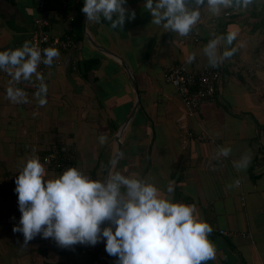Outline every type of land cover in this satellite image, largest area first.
<instances>
[{"label": "crops", "instance_id": "crops-1", "mask_svg": "<svg viewBox=\"0 0 264 264\" xmlns=\"http://www.w3.org/2000/svg\"><path fill=\"white\" fill-rule=\"evenodd\" d=\"M83 3L55 0L49 8L39 0H0V50L22 46L38 28L62 43L50 46L59 50V63L40 65L48 86L44 107L33 95L35 78L16 85L30 103H12L11 78L0 71V264H117L104 239L64 248L37 235L21 247L23 234L12 230L21 216L15 178L29 157L42 162L52 146L73 148L71 166L93 179L119 172L153 181L161 195L172 182V198L194 204L213 228L216 257L205 264H264V0L219 17L205 4L187 37L152 24L144 0H127L135 18L126 16L122 29L103 17L86 23ZM42 9L48 23L40 27ZM229 31L238 32L236 40L218 50L236 51L219 65L214 97L188 113L163 73L189 53L193 63L208 64L203 47ZM221 147H230V155L217 158ZM245 154L250 162L237 170L234 161ZM44 166L47 178L62 172Z\"/></svg>", "mask_w": 264, "mask_h": 264}, {"label": "clouds", "instance_id": "clouds-1", "mask_svg": "<svg viewBox=\"0 0 264 264\" xmlns=\"http://www.w3.org/2000/svg\"><path fill=\"white\" fill-rule=\"evenodd\" d=\"M127 0H84L82 12L86 23L109 22L112 29H122L126 16L135 13L124 5ZM253 0H144L151 14V23L166 31L187 37L202 18L201 8L219 17L224 9L247 10ZM115 16V18H113ZM237 31L215 36L203 47L209 66L218 67L231 58L235 48L222 52L218 45H231ZM60 52L55 47L41 49L38 43L24 41L22 46L0 50V71L11 79L6 97L14 104L30 103L27 93L17 87L22 81H35L34 98L40 107L47 105L48 86L40 65L51 67ZM189 53L187 63L195 60ZM35 115V114H34ZM105 135L98 137L104 145ZM230 147H221L216 157H227ZM250 156L234 161L237 170L245 169ZM44 164L36 155L29 157L15 178V192L21 213L19 225L24 242L37 235L54 239L64 248L76 244L95 246L105 240V251L117 257V264H205L216 257V248L209 236L212 226L204 221L194 204L172 198L174 187L169 182L166 194L153 181L109 172L103 179H93L76 167H67L59 175L47 178ZM239 185V180L235 181ZM102 225H105L102 227Z\"/></svg>", "mask_w": 264, "mask_h": 264}, {"label": "built area", "instance_id": "built-area-1", "mask_svg": "<svg viewBox=\"0 0 264 264\" xmlns=\"http://www.w3.org/2000/svg\"><path fill=\"white\" fill-rule=\"evenodd\" d=\"M43 2L44 0H39L41 5ZM46 13L47 11L42 9L40 17L36 20L37 25L40 27L48 23ZM224 15H228V13L225 12ZM192 40L196 41L197 36L194 35ZM30 41L38 43L41 49L62 44L56 38L50 37L47 31L41 28L37 29ZM186 60L187 58L170 65L163 73V80L174 86L182 106L190 113L192 109L200 104L212 100L223 72L220 66L211 67L209 64H196L193 62L189 64ZM58 63V60L54 61V64ZM41 70V67H39V71ZM186 135L189 136L190 133L186 132ZM205 137L210 142H214L211 137ZM222 157L220 156V158ZM41 159L45 165L63 171L65 168L70 167L74 161L75 150L67 146H52ZM217 232L222 235H228V232L225 230L220 229Z\"/></svg>", "mask_w": 264, "mask_h": 264}, {"label": "trees", "instance_id": "trees-1", "mask_svg": "<svg viewBox=\"0 0 264 264\" xmlns=\"http://www.w3.org/2000/svg\"><path fill=\"white\" fill-rule=\"evenodd\" d=\"M55 0H44V5L46 7L52 8V5H54Z\"/></svg>", "mask_w": 264, "mask_h": 264}, {"label": "water", "instance_id": "water-1", "mask_svg": "<svg viewBox=\"0 0 264 264\" xmlns=\"http://www.w3.org/2000/svg\"><path fill=\"white\" fill-rule=\"evenodd\" d=\"M132 85L135 87V84H134V82L132 81ZM117 147H118V145H117Z\"/></svg>", "mask_w": 264, "mask_h": 264}]
</instances>
